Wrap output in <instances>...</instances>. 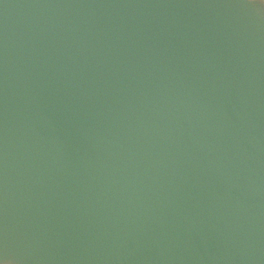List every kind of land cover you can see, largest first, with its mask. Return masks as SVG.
<instances>
[{
    "label": "water",
    "instance_id": "95a60500",
    "mask_svg": "<svg viewBox=\"0 0 264 264\" xmlns=\"http://www.w3.org/2000/svg\"><path fill=\"white\" fill-rule=\"evenodd\" d=\"M0 233V264H264V0H0Z\"/></svg>",
    "mask_w": 264,
    "mask_h": 264
},
{
    "label": "snow or ice",
    "instance_id": "6c2138e0",
    "mask_svg": "<svg viewBox=\"0 0 264 264\" xmlns=\"http://www.w3.org/2000/svg\"><path fill=\"white\" fill-rule=\"evenodd\" d=\"M3 243H4V237H3V234L0 233V245H2Z\"/></svg>",
    "mask_w": 264,
    "mask_h": 264
}]
</instances>
